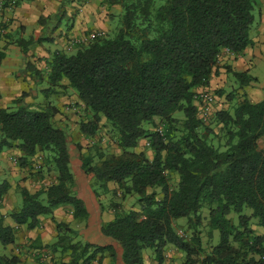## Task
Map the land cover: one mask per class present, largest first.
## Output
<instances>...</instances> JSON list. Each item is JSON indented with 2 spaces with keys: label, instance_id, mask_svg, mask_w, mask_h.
Instances as JSON below:
<instances>
[{
  "label": "trees",
  "instance_id": "16d2710c",
  "mask_svg": "<svg viewBox=\"0 0 264 264\" xmlns=\"http://www.w3.org/2000/svg\"><path fill=\"white\" fill-rule=\"evenodd\" d=\"M106 4L109 10H120L112 15L116 25L110 36L76 45L71 54L55 53L49 71L36 69L30 61L26 70L37 76L39 86L47 81L48 88L41 90L47 98L61 95L59 89L62 94L74 91L87 118L80 132L92 138L104 126L120 148L119 155L80 153L81 169L93 177L98 203L102 195L120 191L122 197H135L138 207L111 206L114 219L102 223L100 232L109 244L77 241L78 232L54 217V210L69 206L76 224L90 219L76 192L70 135L56 122L61 109L51 101L28 103L30 95L23 93L11 107L0 108V155L17 150L21 168L36 170L39 180L45 172H54L56 178L35 192L18 187L22 204L10 213L11 221L34 230L51 218L58 238L47 252L55 257L54 264H105L106 257L111 264H146L147 250L154 252L158 264H165L168 247L184 255L182 264H264V100L253 103L244 95L234 108L212 111L204 119L198 99V90L209 87L219 74L225 53L242 56L253 46L261 0ZM2 30L0 69L7 57ZM28 43L18 41L25 55ZM225 69L240 89L254 80L229 65ZM236 93L229 94L230 102ZM143 140L153 151L152 159L139 151ZM10 189L8 181H0V209ZM182 227L185 236L178 232ZM15 242V229L0 214V244ZM0 264L25 263L4 254Z\"/></svg>",
  "mask_w": 264,
  "mask_h": 264
},
{
  "label": "crops",
  "instance_id": "0c3cea01",
  "mask_svg": "<svg viewBox=\"0 0 264 264\" xmlns=\"http://www.w3.org/2000/svg\"><path fill=\"white\" fill-rule=\"evenodd\" d=\"M8 12L0 17V24L3 25L2 32L7 33L11 31V25L9 26V23L8 26L4 24H6L7 21L9 22V19H11V17L14 15V23L21 24V27L19 28L25 31L22 37H20L21 39H18V41L20 40L22 43H24V41L30 42L28 43L27 52H29L32 47H36L35 49L37 52L47 53L50 51L47 46L48 44H51L55 47V51L53 53L54 55L55 53L60 52L57 51L58 49L65 48L69 41L76 36V33L73 31L74 29L65 30L62 22L56 21L55 17L59 12L56 0H25L20 2L19 5L16 6V9L13 13L9 14ZM52 14L54 15L53 19H55L53 21H55L56 24L54 27L57 28L53 30V27L51 30H48V27H46V24L44 23L52 21ZM79 14L81 13H68L67 15L68 18L70 17V19H73L74 17L80 19V22L84 20V17L83 15ZM5 27H8V30H5ZM251 37L254 44L251 48L246 50L244 55L236 57L231 54H224V56L220 60V71L223 70V65L228 64L235 72H238L240 74L243 72L249 73L254 66L257 67V59L264 60V8H261V13L257 19L256 26H254L253 28ZM31 38L35 40H29ZM18 41L14 43L11 48L6 50L7 57L3 62L2 68L0 69V93L2 95V99L0 100V108L7 107L6 105L13 100V97H15V95H12L8 98V93H20V89L18 88V85L20 84L19 81L20 79L22 81L25 80V78H21V74H18V70L20 68H25L26 65V59L24 58L26 56L24 54V51L22 50L23 46L18 44ZM49 60H51V58L46 60V62H49ZM36 68L41 70L39 67ZM26 75H28L27 82H31L32 85H35L34 81L36 80L37 76L34 77V75H31L30 73ZM9 78H11L12 80L11 87L8 86L11 84L4 82L5 79L7 80ZM262 89L263 86L260 82L252 81L249 86L243 87V89H241L239 92L246 94L247 98L251 102L259 103L264 100V93ZM5 92H7L6 95ZM35 96H39V93H36ZM72 145L73 144L68 145L71 157V168H74V166H78L79 170L82 167V162L79 159L78 162H75L76 153L74 150H76V148ZM4 154L5 153H2L1 155ZM10 155V157L14 156L11 152ZM18 155L21 156V153L18 152ZM79 155L80 153L78 154V156ZM3 162L7 163L4 164ZM7 165L8 167H6ZM11 166L12 163L9 160L4 159V161H0V180H6L11 184V189L9 190L8 194L5 196L1 204L2 207L0 209V214L6 216V224L15 229L16 242L14 245L8 246L9 249H5L3 252L0 251V255H17L25 264H54L52 262V259L55 257H53L52 254L51 257H49L47 252L49 250V246L55 243L58 238L56 224L51 220V218H44L42 220V225L39 228L28 230L26 226H18L17 224L12 222L9 217L11 212H14L20 207L19 199L16 193V190L19 186L17 187L16 182H19V185L21 187H25L32 192L30 186L32 183V179L35 178L31 177L32 179L23 181L25 179H22V176H24L25 174H22L19 171L17 175H15L17 171H11ZM28 170V168H22L21 171ZM74 174L77 181V195L85 203L87 211L90 214V219L88 223H84V226L81 230H76L75 227H78L79 224L75 223L73 218V211H71L72 208L69 206H63L58 208L57 210H54V217L58 221L66 223L72 229L76 230L78 232V235H80L81 237V242H88L94 245H107L110 243V240L101 235V224L112 221L114 219V215L112 211L107 210L108 208L105 207V205L101 202L105 207L104 209H102V207L100 206L101 203H98L95 193L93 192L91 187H88L87 183L85 182L86 180L89 181L90 179H86V174H84L82 169L81 171L74 172ZM91 177L92 176H90V178ZM47 183V180H42L38 183V185L41 186L42 184ZM107 196H109V194L102 195V197ZM75 224L76 226H74ZM144 256L146 264H158L156 257H147L145 253ZM165 256V264H182L184 260V255L178 251H175V249H173L172 247H168ZM104 263L111 264V259L109 257H106ZM119 263V260H117L116 264Z\"/></svg>",
  "mask_w": 264,
  "mask_h": 264
},
{
  "label": "rangeland",
  "instance_id": "374dc122",
  "mask_svg": "<svg viewBox=\"0 0 264 264\" xmlns=\"http://www.w3.org/2000/svg\"><path fill=\"white\" fill-rule=\"evenodd\" d=\"M58 4V9L60 8L61 10H64V14L62 15H56V21L57 22H62V25L64 26L65 30L67 29H74L73 31L76 33L75 38L69 41V43L66 45L65 48L58 49L57 51H65L67 53H74L75 52V47L76 45H81L84 43H87L91 41L92 35H94V38L96 36H103V35H109L113 33V30L115 28L116 22L114 19H112V15L119 14L120 10L118 8L109 10L106 4V0H56ZM263 1V2H262ZM18 4V0L16 2ZM261 7L264 8V0H261ZM16 4V5H17ZM16 9V6L14 8L8 9L5 11L3 14L8 13H13L14 10ZM82 11V12H81ZM68 13H81L79 15H83L84 20L80 21V19H77L74 17L73 19L68 18ZM83 13V14H82ZM2 14V15H3ZM61 14V13H60ZM1 15V16H2ZM53 15V14H52ZM0 16V17H1ZM14 16V15H13ZM12 16V17H13ZM9 19V22L7 21L6 26H10V30L7 33L3 34V37H1V45L7 49L11 48L14 43L18 41V39H21L22 35L25 33V31L19 27H21V24H15L14 23V17ZM54 15L52 16V21L46 24V27H48V30H51L56 24H55V19H53ZM16 21V19H15ZM257 23V20H256ZM61 25V24H60ZM256 26V24H255ZM0 27L2 28L3 25L0 24ZM5 30H8V27L4 28ZM7 35H11V38H7ZM29 40H35L33 38ZM47 45V44H46ZM48 49L50 50L47 53L43 52H37L36 47H32L31 50L25 55L24 57L26 59V63L30 61L32 64L34 63L35 67H39L41 71H49V64L46 62L48 59L53 58V53L55 51V47L51 44H48ZM70 47V48H69ZM45 55V56H43ZM48 55V56H47ZM50 57V58H47ZM24 59V61H25ZM257 67H253L249 74L254 78L253 82H260L261 85L263 86V93H264V60H256ZM228 65V64H226ZM37 69V68H36ZM222 71L219 72V74L213 76L211 79V83L209 87L201 88L198 90V92L202 91H208L212 93L215 97V103L213 105L212 111L215 112L217 110H223V109H231L234 108L235 105H237L238 102L242 101L244 95L242 92H239L241 89L238 86L237 81L235 79L227 74L225 71V65L222 66ZM34 74L31 72V70H26V65L25 68H20L18 70V74H21V78H25L24 81L20 79V84L18 85V88L20 89L19 94H13V93H8L7 97H11L12 95H15L12 99L19 98L23 93H28L30 97L26 99L28 103L31 104H38L42 103L41 105H45L48 101H51L53 104L57 105L61 109V114L56 117V122L59 125H63L66 127V130L68 131L70 138H71V143L73 144L72 146H75L76 150L75 153V162H78V159L80 160V155L78 156L79 153H92L94 156L97 154L99 150H102L104 155L110 156V155H119L121 153L120 148L118 147L117 144H115L114 141H112L111 134H109V129L101 126L100 130L98 131L97 135L92 138H86L81 132H80V124L83 121H87L86 114L82 108V106L79 104V100L77 97V94L72 91L68 90L65 94H62L63 91L59 89L61 92V95H55L51 94L48 98L45 97V95L41 92V90L48 88V83H44V85L41 84L39 86V82L36 79L35 85H32L31 82H27L28 78L26 74ZM35 77V76H34ZM22 81V82H21ZM4 82L9 83L11 85H8L9 87L12 86V80L11 78L5 79ZM43 88V89H42ZM2 89V88H1ZM3 90V89H2ZM223 91V94L219 96L217 91ZM9 91V90H7ZM235 91L236 98L235 100H232L233 102H230L228 99V96L231 92ZM36 93H39V96H35ZM7 92H5V95ZM35 97V98H34ZM12 101H10L6 106L11 107ZM218 131V130H216ZM146 140H143L140 142V148L139 151H144L146 155L152 159L153 157V151L148 147V143H146ZM76 145H82V150L80 151L78 149V146ZM261 147H264V141L261 143ZM10 152L13 153L14 156L10 157ZM4 155L0 156V161H4V159L9 160L12 163V169L11 171L16 172L15 175L20 171V173L25 174L22 176V179H25L23 181L32 179L31 177L35 176L34 179H32L31 183V190L32 192H35L37 190H40L41 186L38 185V183L42 180H39L37 171L34 169H29L28 171H21L22 168L19 164L14 163L12 160L13 158L19 159L18 151L17 150H11V151H5ZM78 153V154H77ZM78 156V157H77ZM98 159V158H97ZM96 159V161H97ZM81 161V160H80ZM39 162V161H38ZM4 164L7 162H3ZM32 164L36 163V159L33 158L31 161ZM39 163H37L38 165ZM8 167V165L6 166ZM74 172L81 171V169L78 170V166L72 167ZM46 171V170H45ZM56 178V174L54 172H45V179L47 180L48 183H51L54 181ZM86 179H90L89 181H85L88 185V187H91L93 177L90 178L86 175ZM1 181V180H0ZM21 181V180H20ZM17 183V187H21L19 185V182ZM174 183V182H173ZM111 189L116 188L117 186L115 184H110ZM17 197L19 199V206L22 204V196L19 191H17ZM102 203L107 207V210H111V206L114 204H119L121 206V209L123 210H130L131 208H136L138 207L136 205V198L133 196H128V197H122L121 192L119 191L118 194H109L107 197H102ZM112 211V210H111ZM113 213V212H112ZM99 217V216H98ZM186 219H182L180 221L181 224H185ZM207 221H204V226L202 227V230H204L205 233H203V238L205 244L207 243V237H206V231L208 228H206ZM76 226V224L74 225ZM84 226V223H81L76 226V230H81ZM178 232L181 236H185V229H179ZM258 232H263L261 228H258ZM75 239L77 241H80L81 237L80 235L76 236ZM82 241V240H81ZM218 241V240H216ZM9 249V247H4L3 245L0 244V251ZM145 254L147 257H155L154 252L152 250H147L145 251ZM69 257H66L65 260L69 261ZM51 262V261H50ZM96 264V263H95Z\"/></svg>",
  "mask_w": 264,
  "mask_h": 264
},
{
  "label": "built area",
  "instance_id": "2783aa9c",
  "mask_svg": "<svg viewBox=\"0 0 264 264\" xmlns=\"http://www.w3.org/2000/svg\"><path fill=\"white\" fill-rule=\"evenodd\" d=\"M17 0H0V16L8 9L14 8L16 6ZM94 38V35H92ZM199 100L202 101L200 115L202 118H207L210 116L213 105L215 103V97L212 93L208 91H202L199 93ZM14 163H17V159H13Z\"/></svg>",
  "mask_w": 264,
  "mask_h": 264
}]
</instances>
